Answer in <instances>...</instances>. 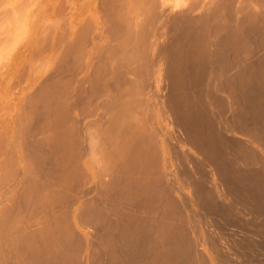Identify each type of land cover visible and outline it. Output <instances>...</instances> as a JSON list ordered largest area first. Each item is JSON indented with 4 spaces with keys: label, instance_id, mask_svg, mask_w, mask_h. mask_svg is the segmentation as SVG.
I'll return each instance as SVG.
<instances>
[{
    "label": "bare ground",
    "instance_id": "bare-ground-1",
    "mask_svg": "<svg viewBox=\"0 0 264 264\" xmlns=\"http://www.w3.org/2000/svg\"><path fill=\"white\" fill-rule=\"evenodd\" d=\"M82 1L15 18L53 52L1 115L0 264H264V0Z\"/></svg>",
    "mask_w": 264,
    "mask_h": 264
},
{
    "label": "rangeland",
    "instance_id": "rangeland-1",
    "mask_svg": "<svg viewBox=\"0 0 264 264\" xmlns=\"http://www.w3.org/2000/svg\"><path fill=\"white\" fill-rule=\"evenodd\" d=\"M1 1L4 2V3H5L6 1H8V2H6L4 5H3V3H2V5L0 4V9H1V10H0V13H1V11H3V12L1 13V15H0V17H2V18H0V19H1V22H2L3 19H4V20H7V21H5V23H3V24H7V25H4V27H3V24L0 25V26H2V29H3V28L5 29V30H3L2 32L0 31V35H2V36H0V38L3 37V35H4V37H5V38L3 37L4 40L1 38V40H2V42H3V43H2V42H1V43H2L3 45L6 46V45H7V42H9V41L13 38V41L11 40V42H9L10 44H8V45H11V46L9 47V49L12 48V46H13L12 44L15 45L14 47L17 46V48H14V47H13L12 49H10V50L12 51L11 54H10L9 49H8L7 47H6V48H7V49H6L5 46H4V48H5L6 50H4L3 48H0V49H2V50H0V62L2 61V59H1V52L6 51V53H7V54H6V53L4 52L5 57H4V55H2V58L4 59L3 62H2L3 65L0 64V69L2 68L1 71L4 73V71H6V70L9 68V67H6V65H5V64H7V63H10L9 60L7 59V58L10 59V56L8 57V55H11V57H12L11 59H12V60H13L14 58H16V57H17V58H22V56H23V58L29 57V55H27V51L24 50V48H25L24 44L26 45L27 42H28V41L26 40V39H28V37H29V35H28V34H29V32H28L29 25H28V24H30V22L33 20V17H35V16H32L31 14L34 13V12H36V11H37L36 9H38L39 11H41V9H42L43 7H44V8H45V7L48 8V5H49L48 3H52L54 0H53V1H52V0H50V1L46 0L47 2H46V1L44 2V0H41V2L39 1L40 3H39L37 0H35L36 2H35L34 0H31V2H30V0H29L30 3H28V0H25V2H26L27 4H25L24 0H19V2L15 1V0H14V1L11 0V2L13 1L14 3L16 2V3H20V4H21V2L23 1L24 4L27 6V7H25L24 4L22 3L23 6L20 5L22 8L19 7L18 9H17V7H16L17 4H16V3H15V4H12V3L10 2V0H4V1L1 0ZM51 1H52V2H51ZM84 1L87 2V1H89V0H83L82 3H83ZM91 1H92V0H91ZM134 1H135V2H138L139 0H134ZM135 2H133V1L131 2V1H130V2H126L125 4L123 3V7H125L126 12H128L127 10H130V9H131L129 13L132 14V15H134V10H135V12H136V11H139V8H140V6H141V9H140L141 11L138 12L139 15H137V14H138V13H137V14H135V17L140 16V19H143V18H142V13H143V15H144L146 12H148V10L145 12V10L142 8V2H141V1L137 3L138 6L135 5ZM32 3H33V4H32ZM36 3H39L38 6H36ZM41 3H43V4L41 5ZM133 3H134V5H132ZM6 4H8L9 6H7ZM10 4H12V5H14V6L11 5V6H12V7H11ZM45 4H46V5H45ZM47 4H48V5H47ZM87 4H88V2H87ZM126 4H127V5H126ZM139 4H140V6H139ZM28 5H29V6H28ZM143 5H144V4H143ZM1 6H2V7H1ZM18 6H19V5H18ZM39 6H40V7H39ZM132 6H133V7H132ZM7 7H9V8H8V11H7ZM10 7H11V8H10ZM28 7H31V9L28 8ZM129 7H130V9H129ZM137 7H138V9L136 10ZM2 8H3V10H2ZM33 8H36V9H33ZM44 8H43L42 11H41L42 14L39 12V14H40L39 16H40V17L43 16V18L41 17L42 20H41V19H40V20H41L42 22L45 23V25L47 26V28H48V26H49V29H53V31H55L56 28L54 29V25L52 24L53 21L50 23V20H49V18H48V17H49V16H48V9H47V8L44 9ZM84 8L86 9L87 7H84ZM84 8H81V10L84 11ZM32 9H33L34 11H32ZM133 9H134V10H133ZM142 9H143L144 11H143ZM11 10H14V13H13V11H11ZM15 10H16V11H15ZM17 10H18V11H17ZM28 10H29V11H28ZM30 10H31V11H30ZM43 10H44V12H46V11H47V12H46V13H43ZM45 10H46V11H45ZM4 11H5V12H4ZM22 11H23V12H22ZM95 11H96V10H95ZM95 11H94V12H95ZM97 11H100L99 13H101V10L97 9ZM97 11H96L95 13H97ZM10 12H11V15H12V16L10 15ZM20 12H21V13H20ZM29 12H30V13H29ZM31 12H32V13H31ZM3 13H4V14L7 13L6 16L3 15ZM25 13H26V16H27V17L25 16ZM27 13L30 14L29 17H31L32 19H30V20L28 19L27 24H26V21H25V20H26V18H29ZM102 13H103V12H102ZM148 13H149V12H148ZM35 14H38V11H37ZM35 14H34V15H35ZM43 14H44V15L46 14L45 17H44ZM7 15H8V17H7ZM9 15H10V17H9ZM18 15H19V16H18ZM23 15H24V17H23ZM95 15H96V14H95ZM100 15H102V14H100ZM100 15H99V16H100ZM136 15H137V16H136ZM6 17H7V19H6ZM11 17H12V18H11ZM13 17H14V20H13ZM19 17H22L21 19L24 20L23 23H22V20L20 21V22H21L20 24L18 23V26H19L20 29L17 28V27H18V26H16L17 23H15V18H16V19H17V18L19 19ZM8 18H9L10 20L12 19L11 22L9 21ZM50 18H51V17H50ZM138 19H139V17H138ZM153 19H154V18H153ZM157 19L159 20L160 18H157ZM158 20H155L156 23H157ZM12 21H13V23H12ZM6 22H7V23H6ZM16 22H18V20H16ZM42 22H41V23H42ZM160 22H162V18L159 20V23H160ZM14 23H15V26H16V28H15L16 30H15V29L13 30V26H11L12 24L14 25ZM21 24H22V25H21ZM25 24H26V25H25ZM157 24H158V23H157ZM9 26L12 28L11 31H10L11 28H10V29L8 28ZM20 26H22V27H20ZM23 26H24V27H23ZM25 26L28 27L27 30H26V31H27L26 34H25V32H26V31H25V29H26ZM50 26H52V27L50 28ZM7 28H8V29H7ZM22 28H24V30H23ZM18 29L20 30V35L22 34V33H21L22 31H25L23 34H24V38H26V39L22 38L23 34H22V36L16 38V37L19 35V33L16 35V32H17ZM49 29H48V30H49ZM19 30H18V31H19ZM10 32H11V34H9ZM12 32H13V34H12ZM48 33H49V32H48ZM6 34H8L9 37H6V36H7ZM52 34H53V33L50 32V33L48 34V37H47V35H46L45 33L41 35V36H43V37L41 38V44H40V49H39V50L41 51V49H42V45H43V46H44L45 44H46V45H49L48 49H47V46H46V45H45V48L43 47V49H46V51L42 50L41 53L38 51V59H40V58H42V57H43V59H40L41 61H40V60H37V58H36L37 55H36V57H35L36 60H34V58H31V57H33L32 50H31V52H30L29 54L32 55V56H30L29 58H31L32 60L36 61V64H35V62H33V64H32L33 66H28V67H27V66H22V68H23L22 70H24V71L27 72V70L30 69L29 72H30V73H33V71H34V74H35V73H39V74H40V72H41V74H44L43 72L47 71L46 69H48V68H47L48 66L46 65V64H47V63H46V60H47L48 58H50V57H47V53H46V52H49V50H50V53H49L48 56H50V55L52 54V52H53V51H51L52 48H53V47H52ZM11 35H12V36H11ZM26 35H27V36H26ZM50 35H51V36H50ZM50 37H51V40H50ZM6 38H7V39H6ZM8 38H10V39H8ZM20 38H21V39H20ZM15 39H16V41H17V39H18V41L20 40L21 42H17V44H15V42H16ZM22 39H23V43H22ZM44 39L46 40V42H45ZM28 40H29V39H28ZM47 40H48V43H47ZM49 40H50V41H49ZM42 42H43V44H42ZM11 43H12V44H11ZM18 43H19V44H18ZM20 43H21V44H20ZM23 46H24V47H23ZM0 47H1V44H0ZM20 47L22 48V50H23L25 53L22 52V50H20V49H21ZM50 47H51V48H50ZM7 50H8V52H9V54H8ZM17 50H18V51H17ZM19 50L21 51V53H23V55L20 54ZM13 51H14V52H13ZM17 52H18V54H19V57H18V55H17ZM44 52H45V53H44ZM39 53H40V54H39ZM2 54H3V53H2ZM24 54H25V55H24ZM34 54H36V53H34ZM45 54H46V55H45ZM26 55H27V56H26ZM44 56H46V57H45L46 59H44ZM11 59H10V60H11ZM6 60H8V61H6ZM49 60H50V59H49ZM39 61L41 62L42 67H41V65H39ZM44 61H45V62H44ZM47 62H49V61L47 60ZM4 63H5V64H4ZM35 65H37V66H35ZM45 65H46V67H45ZM39 66H40V69H38ZM43 66H44V68H46L44 71H43ZM3 67L5 68V70H3V69H4ZM37 67H38V68H37ZM16 68H17V67H16ZM27 68H29V69H27ZM32 68H33L34 70H31ZM35 69H37V70H35ZM19 70H21V66H20ZM1 71H0V75L2 76ZM24 71H23V72H24ZM19 72L21 73V71H19ZM23 72H22V73H23ZM46 73H47V72H46ZM1 76H0V78H1ZM9 94H10V93H9ZM9 94H8V95H9ZM8 115H9V113H8ZM9 116H10V115H9ZM9 116L7 117V115H6V116H4L3 118L9 120V118H10ZM0 117H2V116L0 115ZM0 120H1V118H0ZM3 122H4V121H0V125H1V123H3ZM8 124H9V122H7V126H5V125H6L5 123L3 124V125L6 127V129L3 128L2 126H0V129H1V130L4 129V130L2 131L3 134L0 133V135L2 134V135H3L2 137H4V136L6 135V136H5L6 138H4L6 142H10V141H11V137H10V135H9V134H10V133H9L10 131L7 130V128H8ZM1 127H2L3 129H2ZM1 130H0V131H1ZM5 130L8 131V132H6ZM4 132H5V133H4ZM6 133H9V134H8L9 137H7V134H6ZM0 137H1V136H0ZM9 138H10V139H9ZM6 139H7V140H6ZM8 139H9L10 141H9ZM4 147H7V145H5ZM237 227H238V225L235 226V229H236V230L239 229L240 226H239L238 228H237ZM241 228H242V227H241ZM238 231H240L239 233L242 235V229H240V230H238ZM240 234L237 236L238 239H242V237L240 236ZM242 236H243V235H242ZM235 246H236V247H235ZM235 246H234V247L236 248L235 252H234V253L232 252V250L235 249V248L233 247V245H232L233 248L231 247V248H232V249H231V252H232V254H234V255H233L234 258H235V255H236V260H238V258H237L238 253L236 254V252H237V250H238L239 252L241 251V257H240V255H239V261H237V262L243 264V261H244L247 257H246V258L244 257V259H243V256H242V255H243V254H244V256L246 255L245 252H244V251H246V250H245L244 248H243V249H244L243 251H242V249L240 250L241 246H239V245L237 246V244H236ZM237 248H239V249H237ZM233 251H234V250H233ZM247 252L250 253V251H247ZM247 252H246V253H247ZM253 252H254V253H253ZM253 252H251V253L255 255V251H253ZM248 253H247V255H248ZM251 253H250V254H251ZM239 254H240V253H239ZM250 254H249V255H250ZM240 258H241V260H240ZM242 260H243V261H242Z\"/></svg>",
    "mask_w": 264,
    "mask_h": 264
},
{
    "label": "crops",
    "instance_id": "crops-1",
    "mask_svg": "<svg viewBox=\"0 0 264 264\" xmlns=\"http://www.w3.org/2000/svg\"><path fill=\"white\" fill-rule=\"evenodd\" d=\"M24 50L27 51V55L30 53V48L28 49V46L25 47ZM27 58L29 59V57H26L25 59H24V58H21V59H23V61H21L20 58H17V57H16V58H14L13 60L10 61L11 65H10V63H9V66H7V64H6V67H9V69L12 70V71H10V70L7 69V71L4 72L6 75L2 74L4 78L1 76L3 79L1 78V80H0V90H1V89H4V90H2V92H0V109H1V110H0V113H1V114H0V115H3V116L8 115V113H9V111H10V116H11V117L9 118L10 121L8 120V122H9V124H10L11 121H12V122H11V124H10V126H9L10 128H9V127H8V128L11 129V127H12V129H11L10 131H12V133H14V132L16 131V128L18 127V128H17V129H18L17 132L14 133L15 135H14V134L12 135V140H13V139H16V138L18 139V138L20 137V135L22 134L21 131H22V128L24 127V124H23V126H22V128H21V123H22V121L24 122V118L22 119V121H21V119H20V118L22 117V115H24V113H23L24 108H22V106L25 107V104H26V103L28 104V103L30 102V93L33 94V90H32V88H33V89H34V88L36 89V88L39 86L38 83H40V82L42 81V80H41V79H42L41 77H43V80L45 79V78H44L45 74H42L41 76L38 74V75H39V78H40V82H37V81H39V79L37 78V76H38L37 74H35V78H37V80H35V79H32V78H34V74H33V73H32V74H31V73L29 74V72H28V73L26 74V73L24 72L25 78H24V76H23V78L26 79V80L28 79V80H27L26 82H24V81H25L24 79H23L24 81L21 80L22 82L19 80V79H21V77L19 78L18 76H19L21 73L19 72L20 70L17 69L16 67H17V66H19V67H20V66H26V65L28 66V63L32 65L31 62H33V60L31 59V62H30V61H28ZM17 59L19 60V62H17V61H18ZM14 60H15V61H14ZM29 60H30V59H29ZM26 61H27V63H26ZM14 62H15V64H13ZM20 62H21V63H20ZM23 62H24L25 64H24ZM18 64H19V65H18ZM31 65H29V66H31ZM12 66H13V68H14V67H15V68L13 69ZM11 68H12V69H11ZM16 69H17V70H16ZM14 70H15V72L18 71L19 74H15V72H13ZM18 72H16V73H18ZM8 75H10V77H11L10 79L13 78V80L16 81V83H15L13 80H10ZM11 75H12V76H11ZM22 75H23V74H22ZM22 75H20V76H22ZM26 75H27V78H26ZM28 75H29L31 78H29ZM43 75H44V76H43ZM13 76L16 77V78L14 79ZM17 77H18V78H17ZM8 79H9L10 81H9ZM17 79L19 80V82L17 81ZM29 79H30V81H31V87L29 86V85H30V81H29ZM2 80H3L4 82H3ZM5 80H6V81H5ZM7 80H8V81H7ZM34 80H35V82H34ZM1 82H2V85H1ZM6 82H7V84H6ZM13 82H14V83H13ZM17 82H18V83H21L23 86H22L21 84H18ZM4 83H5L6 85H8V86L5 87V84H4ZM28 83H29V85L27 86ZM9 84H10V86H11V90H10V89L8 90V88H7V87H10ZM12 84H17V87L15 88V85L12 86ZM32 84H33V85H32ZM36 84H37V85H36ZM18 85H19L22 89H24L25 91L22 90V89L20 90V87H19ZM34 85H35V86H34ZM1 86H3V88H1ZM24 86H26L27 88L25 87V88H26V89H25ZM12 87H13L14 89H16V91H17V88L19 87V90H20V91H19V92L17 91L18 93H16V97H15V92H16V91L14 92V89L12 90ZM29 88H30V93H29V90H28ZM5 89L8 90V91H5ZM35 89H34V91H35ZM22 91H24V92L21 94ZM27 91H28V92H27ZM31 91H32V92H31ZM5 92H6V93H5ZM8 92L10 93V95H11V92H13V94L11 95V96H12V100L9 98L10 96L7 97V93H8ZM26 92H27V93H26ZM9 93H8V94H9ZM25 93H26L27 99L25 98V97H26V96L24 95ZM28 93H29V94H28ZM1 94H2V96H1ZM5 94H6V95H5ZM17 94H18V95H17ZM27 94H28L29 96H28ZM13 96H14V98H13ZM23 96H25V97H24L25 100L23 99ZM3 97L8 99L7 102H9V104H10V105L8 106L9 108L6 107V106L8 105V103H7V105H6V102H5V103L3 102ZM1 98H2V99H1ZM15 98H16V99L18 98L17 100H15L16 103L13 101ZM21 98H22V99H21ZM5 100H6V99H5ZM10 100H11V101H10ZM26 100H27V101H26ZM17 101H18V103H17ZM2 102H3L4 104H3ZM11 102H12V103H11ZM23 102H24V103H23ZM1 103H2V104H1ZM22 103H23V104H22ZM12 104H13V105H12ZM15 104H18V105H17L18 108H19V109L21 108L22 111L19 110L18 113H15V112H16L15 110H16V107H17V106H15ZM27 104H26V105H27ZM20 105H22V106L20 107ZM2 106H5V107L2 108ZM11 107H12V108H11ZM14 107H15V108H14ZM25 108H26V109H27V108H30V103H29V105L26 106ZM8 109H9V110H8ZM11 110H12V111H11ZM27 110H28V109H27ZM27 110H26V112H27ZM1 111H2V112H1ZM24 112H25V111H24ZM6 113H7V114H6ZM22 113H23V114H22ZM4 114H5V115H4ZM13 114H14L15 117H14V116L12 117ZM20 114H21V115H20ZM20 116H21V117H20ZM0 118H1V117H0ZM1 120H2V121L5 120V122H7V120H6V119L3 120V118H1ZM1 120H0V121H1ZM17 120H18V121H17ZM25 122H26V124L28 125L27 121H25ZM25 122H24V123H25ZM12 123H13V125H12ZM15 123H16V127H15V125H14ZM17 123H19V124H17ZM19 125H20V126H19ZM19 127H20V129H19ZM13 128H14V130H13ZM26 128H27V126L25 125V127L23 128V130L26 129ZM19 130H21V131H19ZM12 133L10 132V135H11ZM16 134H17V135L19 134V137L17 136L16 138H14L13 136H16ZM20 138H21V137H20ZM20 138H19V140H20ZM2 139H3V138H2ZM12 140H11L10 144L13 143ZM21 140H22V139H21ZM24 140H25V139H24ZM5 142H6V141H5ZM2 143H3V142H2ZM7 143L9 144V142H6L4 145H8Z\"/></svg>",
    "mask_w": 264,
    "mask_h": 264
}]
</instances>
